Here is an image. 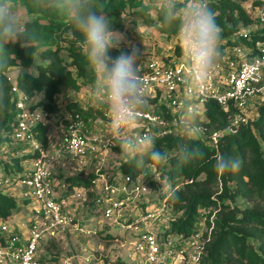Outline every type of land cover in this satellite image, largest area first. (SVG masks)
<instances>
[{
	"label": "built area",
	"instance_id": "obj_1",
	"mask_svg": "<svg viewBox=\"0 0 264 264\" xmlns=\"http://www.w3.org/2000/svg\"><path fill=\"white\" fill-rule=\"evenodd\" d=\"M261 1L258 17L264 22V0ZM237 35L250 39L249 32L239 30ZM137 66L138 75L145 78L148 97V105L139 123L134 126L137 134H154L161 138L179 133V115L186 106V66L182 55L154 56L146 62L138 61ZM12 93L17 112L12 140L23 143L28 153L34 156L22 175L2 176L0 185L9 188L12 184H22L21 196L34 200L37 205L27 235L12 228L9 223L0 224V264H71L43 260L39 249L43 242L57 239L73 229L82 235L95 232L80 225L71 208L75 201H86L89 194L94 196V211L102 221L122 231L132 232L131 243L143 258L142 262H183L185 254L192 250L190 261L199 264L205 245L211 238L215 212L208 218L202 209L201 221L190 236L173 232L171 224L178 214L166 194L167 188L161 193L163 187L157 181L162 180L165 186H171V183L156 164H147L142 172L133 176L120 169L123 159L116 173L101 172L116 146L99 127L96 133H91L89 123L92 120H85L79 113L73 112L64 132L49 149L36 136V127L47 125L44 111L34 106V97L16 84L12 86ZM260 96L264 101V40L257 41L255 46L227 47L222 62H218L204 90L193 98L191 107L202 118L206 100L217 101L225 112L234 107L238 109L232 123L236 126L247 121L244 111ZM105 117L107 113L104 110V117L94 119L93 123L96 126L101 123L107 128ZM227 131L212 132L209 144L216 145L218 138ZM93 159L98 164L97 175L89 186H74L70 197L59 192L54 171L61 161L65 160L74 171L82 172ZM61 187L63 191H69L66 182ZM152 193L154 197L150 199Z\"/></svg>",
	"mask_w": 264,
	"mask_h": 264
},
{
	"label": "trees",
	"instance_id": "obj_2",
	"mask_svg": "<svg viewBox=\"0 0 264 264\" xmlns=\"http://www.w3.org/2000/svg\"><path fill=\"white\" fill-rule=\"evenodd\" d=\"M14 3H20L33 16L29 24L35 29L38 40L32 48L21 47L17 43L0 52V146L12 141L11 135L17 125L13 84L31 97L43 93L44 97L34 106H42L50 113L57 110L56 99L63 89L78 90L81 83L94 87L95 80L81 48L83 37L66 18L50 10L34 11L29 7V0H14ZM209 4L221 30V59L218 62H222L227 47L255 46L257 41L264 40V22L260 31L250 33V39L237 35L241 22L243 25L252 23L240 3L234 0H209ZM97 5L109 13L112 31L124 29L125 15L129 13L149 26H156L167 37L178 35L175 28L161 24L154 0H97ZM120 52L110 49L109 55L114 59ZM37 54L43 62L36 65V74L22 72L14 79L8 75L12 67L32 66ZM174 54L182 55V46L177 45ZM204 105V118L198 114V124L204 137H194L193 142L204 150L205 158L177 169L174 159L177 133L156 139L157 149L170 154L169 162L166 165L149 162L161 169L176 191V198L170 199V202L180 215L172 222L171 229L177 234L190 236L201 221L202 209L208 218L215 212L211 238L205 245L199 264H264V102L260 104L256 118L236 126L232 123L238 109L232 107L225 112L212 99L206 100ZM67 107L85 120L104 117V108L97 98L94 104L86 108L76 103ZM36 130L37 138L47 147L48 126L39 124ZM224 130L229 131L218 138L216 145H210V134ZM218 153L239 157L243 161L240 170L217 174L213 164ZM33 156H17L12 163L2 164L0 161V168L3 167L8 174L22 175L25 170L23 162L31 160ZM120 169L133 176L144 170L138 171L125 161ZM95 177L96 174L70 176L67 178L68 188L89 186ZM238 201H242V206L238 205ZM18 207L15 196L0 190L1 220L11 218Z\"/></svg>",
	"mask_w": 264,
	"mask_h": 264
},
{
	"label": "clouds",
	"instance_id": "obj_3",
	"mask_svg": "<svg viewBox=\"0 0 264 264\" xmlns=\"http://www.w3.org/2000/svg\"><path fill=\"white\" fill-rule=\"evenodd\" d=\"M164 27L175 28L182 45L186 106L179 115V136L175 147V166L181 169L201 161L206 153L193 142L200 132L198 113L192 109L193 98L201 93L208 78L221 59V30L209 0H154ZM32 10L54 11L71 24L83 37L81 48L89 70L94 74V97L107 113V129L113 146H119L125 163L138 171L149 162L166 165L170 154L156 147L154 134L140 136L134 126L140 121L148 105L145 78L138 75L140 53L135 47L121 51L116 58L110 49H118L124 42L121 33L110 29L109 13L98 7L97 0H29ZM38 40L30 27L25 11L17 8L14 0H0V52L17 43L31 47ZM243 161L218 153L213 168L223 175L240 170ZM167 196L176 198V191L164 182Z\"/></svg>",
	"mask_w": 264,
	"mask_h": 264
},
{
	"label": "rangeland",
	"instance_id": "obj_4",
	"mask_svg": "<svg viewBox=\"0 0 264 264\" xmlns=\"http://www.w3.org/2000/svg\"><path fill=\"white\" fill-rule=\"evenodd\" d=\"M184 0H181L183 2ZM240 3L249 14L252 19V23L249 25H243L240 23V31L249 32L251 35L254 32H258L263 27V22H261L258 17L259 10L261 8V0H234ZM148 2V0H146ZM15 6L27 14L28 21L33 19L32 15L26 12L25 7L20 3H14ZM217 13V12H216ZM121 33L124 36V42L121 43L118 50L128 52L131 47H135L139 55V60L141 62H146L154 56L167 57L174 54L177 45H181L178 35L173 37H167L163 34L156 26L147 25L141 18H138L131 14L125 15V26L122 31H114ZM43 60L37 54L35 56L34 64L30 67H12L8 71V75L12 79L22 72H29L31 74H36V65L42 63ZM44 97L43 93L38 94L34 97V103L36 104L40 99ZM58 108L54 112H46L42 106H39L45 113V118L48 126V137L59 138L64 132L67 123L69 122L71 110L67 107L68 104L76 103L83 108L94 104L95 97L93 86L91 84L81 83L80 88L75 90L73 88H65L57 96ZM262 101V96L257 99V102L251 103L247 109L244 111L243 115L247 120H252L258 116V110ZM92 122L89 123V128L91 133H96L100 128L105 136H109L108 129L103 124H98L96 126ZM107 118H104L106 121ZM99 127V128H98ZM195 137H204L203 133L200 131ZM52 149L51 142L47 146ZM27 155V154H25ZM93 159L92 162L82 171H73L69 165L63 166L61 163L57 165L55 172V177L59 181V186L57 189L59 192L65 194V196L70 197L73 193V188L69 191H63L61 184L67 181L70 176H80L85 177L88 174L97 175L98 164ZM123 160L121 156V149L119 146L114 147L113 151L109 154L107 158V164L103 165L101 172L113 174L119 170L118 164ZM30 166V165H29ZM28 166V167H29ZM8 175V174H7ZM10 175V174H9ZM0 185V189L7 190ZM19 188L24 187L22 184L18 185ZM167 187H163L161 193L166 190ZM154 194L150 195V199H153ZM93 195L88 196L86 201H75L72 204V209L75 214V219L80 225H85L86 227L92 228L95 232L82 235L74 229L61 237L54 239L53 241H45L41 244L39 249V255L43 260H54V261H67L71 264H143L141 263L142 257L136 253L131 240L133 239L132 232L122 231L116 227L111 226L107 222L100 219L99 214L94 211ZM29 208L36 207L37 203L33 200L28 202ZM238 205L242 206V201H238ZM75 208V210H74ZM71 209V210H72ZM15 213H20L25 219H29L31 215H34L31 211H22L21 208L15 211ZM180 214L177 215V217ZM176 240V238H175ZM176 242V241H175ZM189 250L185 254L183 262H169L170 264H198L197 262L190 261Z\"/></svg>",
	"mask_w": 264,
	"mask_h": 264
},
{
	"label": "crops",
	"instance_id": "obj_5",
	"mask_svg": "<svg viewBox=\"0 0 264 264\" xmlns=\"http://www.w3.org/2000/svg\"><path fill=\"white\" fill-rule=\"evenodd\" d=\"M49 140L51 142V147L54 146L57 138L53 139L49 137ZM25 154H29L28 151L26 150V146L23 143L20 142H16L14 140L4 143L3 145L0 146V161L3 163L8 162V163H12L13 162V158L17 157V156H22ZM24 168H28V166L30 165V159H26L24 162ZM61 164L63 166L69 165L65 160L61 161ZM69 167L74 171V169L69 165ZM57 167L55 168L56 171ZM8 173L6 172V170L1 167L0 168V177H5V176H9L7 175ZM19 184H12L9 188H7V190H2L6 193H10L12 195H14L18 201V206L19 208H21V212L24 211H28V212H32L35 214L36 211V207L34 208H29L28 206V202L33 201L31 199H27L21 196L22 188L18 187ZM59 185V181H57V186ZM4 188V186H2ZM34 215H31L29 219H25L23 217L22 214L20 213H14L13 216L11 218H9L8 220H1L0 219V224L3 222L9 223V225L12 228H15L17 231L21 232L24 235H27L28 233V227H29V222L31 220V218ZM143 264H147L146 262H141Z\"/></svg>",
	"mask_w": 264,
	"mask_h": 264
}]
</instances>
